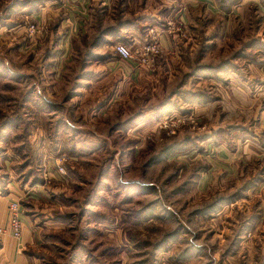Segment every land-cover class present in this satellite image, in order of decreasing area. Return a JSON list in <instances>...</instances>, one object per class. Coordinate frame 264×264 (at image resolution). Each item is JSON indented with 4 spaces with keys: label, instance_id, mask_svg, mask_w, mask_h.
Listing matches in <instances>:
<instances>
[{
    "label": "rangeland",
    "instance_id": "obj_1",
    "mask_svg": "<svg viewBox=\"0 0 264 264\" xmlns=\"http://www.w3.org/2000/svg\"><path fill=\"white\" fill-rule=\"evenodd\" d=\"M243 1L205 10L177 0L179 14L167 12V0L89 3L83 23L71 25L87 36L77 32L70 50L63 40L45 47L49 27L31 16L63 0H0V158L7 151L21 179L44 180L34 196L42 264H223L235 222L263 201L264 163L240 151L216 189L196 190L200 174L224 170L219 152L259 133L264 0ZM121 25L132 31L125 39L116 36ZM22 28L23 41L12 31ZM106 32L114 38L101 48ZM163 37L173 52L162 50ZM117 44L134 53L120 69L142 78L97 82L90 58ZM153 44L161 51L145 66L142 50ZM44 103L61 110L54 124Z\"/></svg>",
    "mask_w": 264,
    "mask_h": 264
},
{
    "label": "crops",
    "instance_id": "obj_2",
    "mask_svg": "<svg viewBox=\"0 0 264 264\" xmlns=\"http://www.w3.org/2000/svg\"><path fill=\"white\" fill-rule=\"evenodd\" d=\"M169 1L171 3H169ZM176 1L177 0H167L166 4L162 2L165 4L163 7L167 9L168 13L171 14L174 12L178 13L177 11L179 9L175 5ZM185 1L188 2L189 4L188 6L190 7V9H198V8H203L205 10L206 8L211 9V6H214L215 3L214 0H185ZM246 1L251 2V0H244L243 2L246 3ZM109 2L110 0H63V2H61L62 5L60 7L53 8L51 7V5H47L44 6L46 8L41 10L39 9L35 13L33 12L31 16H33V18L36 20L40 19L43 23H47L49 27L47 33L48 36L45 39L46 41L45 47L51 49L55 44H59L60 46V42L63 40V43L66 42L65 46L67 48L68 46H70V44L68 43L73 42L72 47L70 49L72 50L74 48V42L77 41L76 39L78 38V33H81V37L85 36L84 38H86L87 36V34H85L86 31L83 30L81 32L77 28L74 29L72 27L73 23L74 22L76 23V20L78 25L80 23H83L84 17L82 16V13L86 11L85 10L86 5L92 3V6H94L93 10H96L100 5L102 7H106V6L109 7ZM171 4H174V7H172ZM52 6H54V4ZM97 11H99V9ZM106 11L110 13L111 9L108 8L106 9ZM62 13L65 14L64 19L61 18V16L63 15ZM104 27L108 29V31H110L115 27V24L111 25L109 23L107 26L104 25ZM23 30L25 29L24 28L20 30L14 29L12 30L15 33L13 35L17 36L16 38L19 39L22 37L21 35L23 34ZM114 30H116V28H114ZM117 30L119 32H117L118 35L116 36H119V38L124 37L123 39L127 38L128 33H132L131 28L126 29L123 25H121ZM121 31H123V33ZM74 32L75 33L78 32L77 35L73 34ZM112 38H114V36L112 35L111 37L110 33L108 32L104 33V35L99 39L101 43V48H103V46L109 48V46H106V44L104 43L111 42ZM23 40L24 38L22 39V41ZM160 43L163 51H169V52L174 51L173 45H171L172 42L169 43V40L167 41V38L165 37L161 38ZM126 46L129 48L131 47V45L129 46L128 44H126ZM110 50H111L110 52L105 53V56L98 55L99 57L92 56L90 58V60H92L90 62L97 64L99 68L95 73L96 77H98L96 80L97 82H99L100 79L102 80L101 82L107 79L108 83L110 84L109 80L118 79L121 80L123 83H125L129 81L131 77L133 78L136 77L137 75L140 76V78H142L143 75L139 71L133 72L132 70L129 69L126 70L125 68L121 70L120 67L122 64L121 62L122 60L117 59L113 51L114 49L112 45L110 46ZM71 57L72 56L69 55L67 58H63L62 61H72ZM101 65L102 67H100ZM141 68L145 69V66L144 67L141 66ZM25 74L19 71L12 73V75L14 77H17L18 79H24ZM2 77L3 76H1V78ZM34 78L36 79L35 76ZM262 87L263 89L260 93V96L263 97L264 81H262ZM257 106L259 111H261L260 122L258 124L259 129H257L259 130L260 134L256 133L252 136L251 139H254L255 142L252 141L251 144L248 142L246 144H242V147L235 153L229 154L225 152L221 154L219 152L216 156V160H219V162L225 165L224 166L225 171L223 169H213L214 167H212L206 170L203 174H200L201 177L199 178V181L196 184V190L198 192L206 193V192H211L213 188L216 189V186L218 187L217 182L220 176L227 174L229 175V169L232 168V163L236 161L239 151L242 153L241 154L242 159H245V157L247 159H252L258 156L261 158L260 161L261 162L263 161L264 163V101L262 103H259ZM40 110L43 112H47V114H51L49 119L50 124H54L55 119L58 118L55 116H58V112L61 111L59 108H53L52 106L50 107V110H48V106L45 103L40 108ZM62 121H64V119H62ZM16 124L17 123H14L13 126ZM45 148H46V143H44V146L41 147L40 151L46 150ZM224 154H226L228 160L231 161H223L222 159L219 158V157H223ZM1 155L2 157L0 159L2 160H0V227L5 226L7 224L8 205L11 201L20 200V202L24 207V210L21 215V222L23 225V233L21 238L15 239L12 235L7 234L0 241V264H42L41 263L42 258H40L37 254L38 251L37 247L39 244L38 241L40 240L42 233H38L37 231L38 220L36 219L38 214L36 213L35 210L36 204L34 199H36V197L34 196L38 190L37 188H39L38 187L40 184L39 181L41 180V182L43 183L44 180H42V178L39 181H37V179L34 180V175L28 177L27 179H21L19 177V173L17 174V172L13 169L14 167L13 166L14 163L12 161V159H14L13 156L10 155V153L7 151L1 153ZM241 162L242 160L240 159L239 164ZM30 172L31 171H29L28 173L29 175L31 174ZM260 174L263 175V179H264V165L260 168ZM3 175L5 177H2ZM49 175L52 176L54 175V173L49 172ZM240 175H244V171L240 172ZM258 187H259L258 190H260L261 197L263 199L262 205H260L257 208V210H255L251 214L246 215V218L242 219L243 221L241 220L240 222H238L239 219L238 218L237 221L235 222L236 236L234 239L231 240V244L228 247L226 254L222 257L223 264H264V182L259 184ZM48 188L45 187L44 189H48ZM233 255H235V257H233ZM192 261L193 260L190 257L187 259L188 264H193ZM86 262L87 259L83 258L79 264H85ZM177 264H180L179 260Z\"/></svg>",
    "mask_w": 264,
    "mask_h": 264
},
{
    "label": "built area",
    "instance_id": "obj_3",
    "mask_svg": "<svg viewBox=\"0 0 264 264\" xmlns=\"http://www.w3.org/2000/svg\"><path fill=\"white\" fill-rule=\"evenodd\" d=\"M31 35L37 32L35 26L30 27ZM161 51L160 46L158 44H153L149 46H145L142 50L143 63L151 66L152 56L159 54ZM115 55L123 60V61H131L134 59L133 51L124 44H117L114 46ZM152 63V64H151ZM61 170V173H65L64 169L61 168V165L58 167ZM21 213V204L18 200H13L8 205V220L5 226L0 227V241L7 234L12 235L15 239H20L23 233V225L20 219Z\"/></svg>",
    "mask_w": 264,
    "mask_h": 264
}]
</instances>
